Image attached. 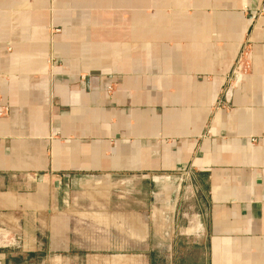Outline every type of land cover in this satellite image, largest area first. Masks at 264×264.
<instances>
[{
	"label": "crops",
	"instance_id": "0c3cea01",
	"mask_svg": "<svg viewBox=\"0 0 264 264\" xmlns=\"http://www.w3.org/2000/svg\"><path fill=\"white\" fill-rule=\"evenodd\" d=\"M248 36L250 72L225 93ZM0 97V227L55 230L52 193L58 214L67 196L73 215L103 209L105 192L63 191L77 179L139 181L161 251L131 226L146 252L110 260L84 216L68 261L264 264V0H0Z\"/></svg>",
	"mask_w": 264,
	"mask_h": 264
},
{
	"label": "rangeland",
	"instance_id": "374dc122",
	"mask_svg": "<svg viewBox=\"0 0 264 264\" xmlns=\"http://www.w3.org/2000/svg\"><path fill=\"white\" fill-rule=\"evenodd\" d=\"M230 74V73H229ZM147 185L145 183H140L139 181H110L106 178L96 177V178H84L77 179L71 183H66L64 185L63 191H82V190H90V191H101L105 192L102 198L103 209H95L88 204H81L78 207V210H74L75 214L73 215V209L68 210V202L69 205H72L70 198L65 194L66 197L64 202H61L58 210L56 209V202L53 198V193L51 194V205L50 208L52 211V227L54 229H50V224L48 223L45 226H48L49 230L40 229L42 226L39 223H35V226L32 230L27 231L26 238H23L19 235V233H15L12 230L6 229V233L8 234V242L9 246L0 247V262L9 259L10 264H72L67 255L68 253L64 252H72V248H69L66 244V240L72 239V236L67 235V221L80 223V227L82 226L81 222L84 216H87V220L92 224V227H97L99 230L91 231V235L83 236L88 240L97 241L104 240L107 244L106 246L101 245L100 247H90V249L102 250L108 259L111 260L110 255L120 253L126 254H142L146 252V245H143L141 241H136L137 239H133L131 235V226L132 227H140L145 228L147 231L146 237L151 238L154 242L160 245V242L163 238V231H156L151 229L152 224L149 216V209L154 204L155 201L153 197L150 196V192L147 190ZM54 188V185H52ZM68 198V199H67ZM83 202V200H80ZM100 201V202H101ZM123 209L124 214H119V217L122 218V228L123 230L115 229V207ZM158 206V205H157ZM156 206V207H157ZM153 209V208H152ZM136 210L143 215H129L127 212H131ZM159 209L157 208L156 213H159ZM86 213H92L91 215H84ZM98 214V215H97ZM134 218H133V217ZM27 218H32L35 222L37 218H40L39 214H32L27 216ZM135 221V224H128L131 220ZM128 219V220H127ZM155 219H158V215H155ZM73 220V221H72ZM126 220L128 223H126ZM61 225L60 230H56V224ZM162 224V223H161ZM63 226V227H62ZM2 228V227H0ZM127 228L129 230H127ZM72 230V223L70 226ZM81 232V231H80ZM59 235V236H57ZM82 237V236H80ZM145 237V238H146ZM144 238V239H145ZM1 239V238H0ZM123 240V246H115L114 240ZM53 240L55 245L53 244ZM59 241V246L56 244ZM19 242V243H18ZM101 244L103 242L100 240ZM126 244V245H125ZM161 245L159 250L161 251ZM64 250V252H62ZM70 250V251H69ZM59 255L64 256L65 258H59ZM81 264V263H80ZM112 264V263H111ZM130 264V263H128Z\"/></svg>",
	"mask_w": 264,
	"mask_h": 264
},
{
	"label": "built area",
	"instance_id": "2783aa9c",
	"mask_svg": "<svg viewBox=\"0 0 264 264\" xmlns=\"http://www.w3.org/2000/svg\"><path fill=\"white\" fill-rule=\"evenodd\" d=\"M251 39L248 36L242 43L239 54L232 66L230 74L227 76L225 93L229 92L233 86H237L239 82L250 72L251 68ZM113 86L108 87V92H112ZM2 97H0V102ZM226 104V102L219 101L216 105V110L220 109ZM9 113V108L7 106H0V117L6 116ZM194 168L193 163H191L185 170L179 172V177L182 182L187 179ZM0 247L9 246L8 234L6 233V228H0ZM19 243V242H18Z\"/></svg>",
	"mask_w": 264,
	"mask_h": 264
},
{
	"label": "bare ground",
	"instance_id": "6f19581e",
	"mask_svg": "<svg viewBox=\"0 0 264 264\" xmlns=\"http://www.w3.org/2000/svg\"><path fill=\"white\" fill-rule=\"evenodd\" d=\"M98 215V214H97Z\"/></svg>",
	"mask_w": 264,
	"mask_h": 264
}]
</instances>
